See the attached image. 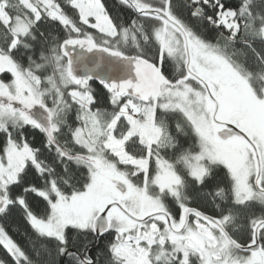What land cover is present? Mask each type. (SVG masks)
I'll list each match as a JSON object with an SVG mask.
<instances>
[{"label": "snow or ice", "instance_id": "6c2138e0", "mask_svg": "<svg viewBox=\"0 0 264 264\" xmlns=\"http://www.w3.org/2000/svg\"><path fill=\"white\" fill-rule=\"evenodd\" d=\"M0 248L264 264V0H0Z\"/></svg>", "mask_w": 264, "mask_h": 264}, {"label": "trees", "instance_id": "16d2710c", "mask_svg": "<svg viewBox=\"0 0 264 264\" xmlns=\"http://www.w3.org/2000/svg\"><path fill=\"white\" fill-rule=\"evenodd\" d=\"M105 2L109 6H111V4L114 2V0H105ZM9 231H10V234H12L15 239H17V240L21 239L22 228H21V225L19 223L18 218L14 217V218L10 219ZM0 258H6L5 251L2 248H0Z\"/></svg>", "mask_w": 264, "mask_h": 264}]
</instances>
